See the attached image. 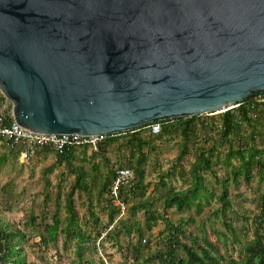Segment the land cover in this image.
Returning a JSON list of instances; mask_svg holds the SVG:
<instances>
[{
  "label": "water",
  "instance_id": "water-1",
  "mask_svg": "<svg viewBox=\"0 0 264 264\" xmlns=\"http://www.w3.org/2000/svg\"><path fill=\"white\" fill-rule=\"evenodd\" d=\"M0 92L43 134L224 112L264 94V0H0Z\"/></svg>",
  "mask_w": 264,
  "mask_h": 264
},
{
  "label": "trees",
  "instance_id": "trees-1",
  "mask_svg": "<svg viewBox=\"0 0 264 264\" xmlns=\"http://www.w3.org/2000/svg\"><path fill=\"white\" fill-rule=\"evenodd\" d=\"M0 98H3L1 93ZM255 98L256 95H252L217 116L203 114L155 121L161 125V131L157 134L150 131V123L123 133L105 135L95 147L85 145L67 148L62 153L55 152V164L72 169L76 148H82L83 151L91 148L92 159L104 160L106 171H100L99 162L93 160V174H86L83 167L82 175L75 174V180L66 193L63 218L60 216L58 204L61 189L58 188L54 197L46 191V202L52 199L53 202L57 200V203L50 218L51 222L44 225V233H39L40 243L47 245L61 235L64 244L73 242L76 246V256L81 258L89 248V243H94L98 238L100 239L96 251L98 246L103 248L101 242L107 238L116 240L121 248L120 237H126L129 244L125 250L129 256L125 257L129 264H264V192L260 196V208L255 217L252 238L243 243L238 257L231 256L227 260L218 253L213 242L207 238L200 242L188 232L184 218L173 221L167 216L168 210L182 211L192 204L195 205L196 212L200 213L204 205L203 200L209 205V198L217 197L220 205L217 213L226 217V213L231 209L227 185L230 180L235 184L240 180L249 184L257 175L264 181V148L261 147L264 103L256 101ZM145 130L147 137L142 134ZM176 133L181 137L178 154L170 167L162 170L157 182L151 187L146 181L148 153L151 152L148 147L157 139L165 136L171 138ZM5 147L16 157L22 149L9 148L6 144ZM115 149L124 150L126 154L125 164H119L113 169L109 166L107 155ZM220 149L223 157L221 160L217 159L228 172L227 176L217 180L220 190L215 196L216 190H211L206 184V173L216 174L213 168L216 162L213 158L218 156ZM40 150L50 151L48 148ZM188 154L192 156V160L184 170L182 161ZM177 167H181V170H178L180 177L187 181L183 189H173L168 183L174 177ZM120 168H129L134 173L131 183L122 186L118 191V199L125 205L123 214L109 195L110 185ZM51 170L52 168H49V171ZM49 185V180H45L46 190ZM77 190L89 196L82 216H79L75 207L74 195ZM94 191L99 203L105 205L102 206L107 217L104 223L95 211L91 194H94ZM155 194L159 196V210L154 205ZM140 212L143 216L141 222L137 220ZM159 220L164 224L159 231L162 246L151 251L147 249L148 240L144 235L151 231ZM29 222L35 227L36 218L30 216ZM109 226L112 227L108 229ZM103 233L105 234L101 237ZM24 238L23 230L5 222L0 216V264H25L21 246ZM131 238L136 240L131 243ZM182 238L187 242H183ZM102 261L103 259L101 263Z\"/></svg>",
  "mask_w": 264,
  "mask_h": 264
},
{
  "label": "rangeland",
  "instance_id": "rangeland-1",
  "mask_svg": "<svg viewBox=\"0 0 264 264\" xmlns=\"http://www.w3.org/2000/svg\"><path fill=\"white\" fill-rule=\"evenodd\" d=\"M216 114V115H215ZM219 113H214L217 116ZM148 136L147 130L142 133ZM180 135L173 134L171 138L163 137L157 139L150 144L148 150V165L146 167V181L152 185L157 182L162 170H167L172 164L171 162L177 156L180 147ZM261 147L264 148V129ZM155 150V151H154ZM91 148L83 151L82 148H76L75 158L73 160L74 167L66 168L64 165L55 164V152L36 150L27 160H21L14 154L9 152L5 144L0 140V216L5 222H9L13 226L20 228L25 233V238L21 242L23 247L22 255L25 258V264H129L127 257L128 252L125 250L128 243L126 237H120L122 245L119 248L116 240L107 238L101 242L103 246V256L96 251L99 239L89 243V248L83 253V257L78 258L75 253L76 246L73 242L63 243L61 235L57 236L56 241H51L47 245L40 243L39 233H44V225L51 222V215L57 200L52 199L46 202V191L51 197L57 194L58 188L61 189V199L59 201L60 216L64 217V204L66 193L70 190L75 174L82 175V167L86 174H93L91 162L95 160L99 162L100 171H106L104 160L97 158L92 159ZM153 151V152H152ZM124 150H111L108 153L109 166L113 169L119 164H125ZM223 157L220 149L218 156L213 158L216 164L214 170L216 174L206 173V184L208 188L215 191V196L219 193L220 187L217 181L226 175L228 170L223 168L219 159ZM219 158V159H217ZM192 160L190 154L182 161L184 170L189 166ZM264 161V155H263ZM49 168H52L49 171ZM175 169V175L168 181L169 186L173 189H183L186 187L187 181L180 177L178 170ZM45 180H49L48 190L44 186ZM89 183V180H88ZM228 199L231 203V209L224 217L219 211L220 205L217 197L209 198V205L204 200L200 213L196 212V207L192 204L182 211L171 209L167 211V216L177 221L184 218L185 228L188 232L202 242L203 238H207L215 244L218 253L227 260L231 256L238 257L241 247L246 240L253 236L254 221L259 213L260 196L264 192V181L260 180L257 175L253 177L249 184L243 183L241 180L238 184L231 180L227 183ZM92 194V201L95 205V211L100 216L102 223L106 222V211L102 209L105 206L99 203L97 193ZM158 194H155V207L159 210ZM89 196L82 191H76L74 195L75 207L79 216L85 212V206ZM198 199L195 200L197 202ZM36 218L35 227L30 224L29 218ZM138 221H143L142 213L138 214ZM82 224V222H80ZM164 224L159 220L155 223L151 231L146 232L144 237L148 240V250L155 251L162 246L159 231ZM109 226L108 229H110ZM102 234L101 237L104 236ZM136 239L131 238V243ZM187 242L186 239H181ZM103 258V263L101 259Z\"/></svg>",
  "mask_w": 264,
  "mask_h": 264
},
{
  "label": "built area",
  "instance_id": "built-area-1",
  "mask_svg": "<svg viewBox=\"0 0 264 264\" xmlns=\"http://www.w3.org/2000/svg\"><path fill=\"white\" fill-rule=\"evenodd\" d=\"M255 99L256 101L264 103V94H256ZM150 131L153 134L159 133L161 131V125L155 122L152 123ZM104 136L32 133L31 130L20 126L14 121L10 102L4 96L0 98V140L9 148L21 147L22 149L18 156L21 160H27L33 152L43 148L62 153L70 147H81L85 145L95 147ZM133 178L134 173L131 169L120 168L117 170L115 178L110 185L109 195L113 198L115 205L120 208L121 214L124 212L125 205L118 199V191L122 186L130 184ZM97 251L104 258L102 249L99 246L97 247ZM104 261L106 262L105 258Z\"/></svg>",
  "mask_w": 264,
  "mask_h": 264
}]
</instances>
